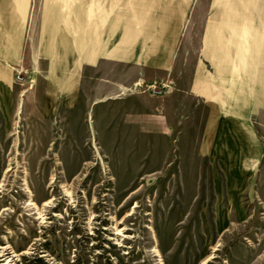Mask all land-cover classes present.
I'll list each match as a JSON object with an SVG mask.
<instances>
[{"label":"rangeland","instance_id":"374dc122","mask_svg":"<svg viewBox=\"0 0 264 264\" xmlns=\"http://www.w3.org/2000/svg\"><path fill=\"white\" fill-rule=\"evenodd\" d=\"M45 69L14 72L22 105L0 118V264H264V94L194 103L167 76L111 95L145 96L132 120L117 104L62 110L79 72Z\"/></svg>","mask_w":264,"mask_h":264},{"label":"crops","instance_id":"0c3cea01","mask_svg":"<svg viewBox=\"0 0 264 264\" xmlns=\"http://www.w3.org/2000/svg\"><path fill=\"white\" fill-rule=\"evenodd\" d=\"M27 64L79 72L76 97L59 85L62 110L110 103L132 120L145 116V96L111 95L167 76L194 103L213 102L211 88H223L221 98L243 86L263 96L264 0H0V118L20 111L14 72ZM52 97L46 90L45 116Z\"/></svg>","mask_w":264,"mask_h":264},{"label":"built area","instance_id":"2783aa9c","mask_svg":"<svg viewBox=\"0 0 264 264\" xmlns=\"http://www.w3.org/2000/svg\"><path fill=\"white\" fill-rule=\"evenodd\" d=\"M16 81H17L18 84H22L24 80H23V78L20 77V75H18L16 77Z\"/></svg>","mask_w":264,"mask_h":264}]
</instances>
